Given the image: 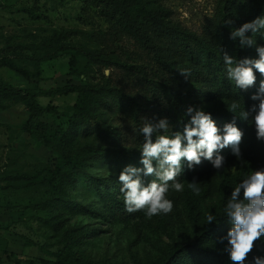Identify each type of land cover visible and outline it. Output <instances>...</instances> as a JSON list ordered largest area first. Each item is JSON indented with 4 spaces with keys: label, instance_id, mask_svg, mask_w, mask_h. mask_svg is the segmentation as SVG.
<instances>
[{
    "label": "trees",
    "instance_id": "trees-1",
    "mask_svg": "<svg viewBox=\"0 0 264 264\" xmlns=\"http://www.w3.org/2000/svg\"><path fill=\"white\" fill-rule=\"evenodd\" d=\"M107 15L116 18L123 29L132 38L133 47L124 44L99 48L79 47L77 54L70 57V69L78 72L79 56L86 60L88 69L96 67L107 69L110 73L96 81H80L43 91L40 87L25 88L0 81V101L18 100L29 111L23 125V131L33 138L38 145L51 152V161L43 164L42 169L30 173H8L0 179L6 183L0 188H25L38 183L45 184L49 195L44 202L35 204L38 208H50L52 213L44 222L50 225L62 238L63 248L58 252V259L43 264H122L110 261H95L87 257L77 246L90 230L66 227L59 214L80 207L74 200L72 191L78 187L81 178L99 190L102 195L103 210L99 206L86 209L88 212L120 222L137 220L146 222L156 229H162L168 217L180 201L197 222L193 239L183 243H171L160 248L154 257L144 264H232L225 251L227 240L221 241L231 228L230 219L224 209L232 190L248 175L264 168V140H258L251 113L247 120L240 118L241 113L250 110L253 104L251 96L255 94L264 80L256 73L253 87L243 90L227 78L221 48L230 56L241 60L257 59L254 47L241 48L239 40L230 39L231 28L225 21L231 19L232 27L238 28L245 22L264 16V0H219L214 17L207 20L202 31H194L179 21H172L163 16V11L151 5L149 0H100ZM68 34V33H62ZM248 35H251L249 33ZM61 36V33H60ZM258 45L264 46V30L254 34ZM59 40L58 36L48 37L46 45L50 49L34 55H21V60L31 59L40 63L56 57L66 49L63 45L53 47L51 43ZM0 66H8L29 78H38L39 70L32 72L12 55L0 57ZM187 70V79L180 71ZM115 71L126 78L123 83L113 78ZM76 94V99L69 112H62L54 104L43 106L38 97L42 95ZM236 102L239 107L235 113L228 111ZM189 106L203 108L211 114L217 126L223 129L226 123L235 120L236 126L243 132L239 145L240 157L228 147L219 152L225 157L224 167L215 169L211 162L202 160L192 169L184 162L183 172L177 180L184 185V190L176 192L169 188L167 198L173 202V209L168 214L154 215L150 219L143 210L129 213L125 210L120 172L128 165L142 168L140 163L144 136L140 128L146 118L155 123L161 118L170 121L166 135L182 131L183 125L190 120L185 115ZM105 110L117 112V124L110 126L104 116ZM48 112L60 122L45 121L43 115ZM155 140V135L153 136ZM106 161L115 168L111 184L92 174L95 162ZM245 162L255 165L241 174L229 175L222 172L234 163ZM219 173L223 177L220 199L212 206L211 214L216 217L211 225L201 215L200 193L188 187L189 182H201L207 176ZM154 177L142 176L145 184ZM171 183V182H170ZM101 190V191H100ZM84 208V207H83ZM264 257V237L255 242L253 251L244 264H254V258ZM19 264V263H16Z\"/></svg>",
    "mask_w": 264,
    "mask_h": 264
},
{
    "label": "rangeland",
    "instance_id": "rangeland-1",
    "mask_svg": "<svg viewBox=\"0 0 264 264\" xmlns=\"http://www.w3.org/2000/svg\"><path fill=\"white\" fill-rule=\"evenodd\" d=\"M149 2L162 10L165 18L200 32L206 21L214 17L219 0ZM55 35L59 40L51 45L66 47L56 57L40 63L31 59L21 60L22 53L38 56L50 49L46 39ZM118 44L133 47L134 42L121 23L103 11L100 0H0V57L12 55L30 71L39 70L40 73L38 78L32 79L8 66H0L1 82L49 91L83 80L96 81L110 71L96 67L88 69L86 60L79 56L78 72L74 73L70 69V57L77 54V49L82 46L99 48ZM113 78L121 83L126 79L118 71L113 73ZM38 99L43 106L54 104L67 113L75 102L76 94L42 95ZM28 116V108L22 102L0 101V178L8 173L35 172L51 161V152L23 131ZM104 116L110 126L117 124L116 111L105 110ZM43 120L65 122L48 112L43 115ZM249 168L253 169L255 165L238 162L222 172L237 175ZM91 172L108 184L115 176V168L106 161L95 162ZM222 182V175L214 173L198 183L202 189L200 208L203 217L212 212V206L220 199ZM5 183L0 179V184ZM72 193L82 208L61 212L56 219L63 220L66 227L90 230L77 248L92 260L144 264L160 248L186 242L195 236L197 222L187 211L184 201L177 204L165 227L156 229L146 222H120L100 216L98 213L101 212L93 214L85 210L95 206L100 207L98 211L103 210L102 195L82 178ZM48 195L49 190L42 183L20 189L0 188V264H43V260L53 263L59 258L57 254L63 248L62 238L44 222L52 211L35 207Z\"/></svg>",
    "mask_w": 264,
    "mask_h": 264
},
{
    "label": "clouds",
    "instance_id": "clouds-1",
    "mask_svg": "<svg viewBox=\"0 0 264 264\" xmlns=\"http://www.w3.org/2000/svg\"><path fill=\"white\" fill-rule=\"evenodd\" d=\"M233 23L231 19L225 21V26L232 29L230 39H238L241 48L254 47L258 53L257 59L246 57L237 60L221 48L227 78L237 88L247 90L255 85L257 72L264 76V46L258 45L253 38L254 34L264 30V16L245 22L238 28L232 27ZM180 74L186 79L189 75L187 70L180 71ZM251 99L259 103L253 104L248 111L244 110L240 118L247 120L251 113H255L252 121L256 137L264 140V80ZM238 107V103L233 102L228 111L235 113ZM185 115L190 120L183 125L182 131H175L171 136L164 134L170 126L167 118H161L155 123L143 118L144 123L140 128V134L144 136L140 150V163L143 167L128 165L118 177L127 212L143 210L149 219L154 215L170 213L173 202L167 198V193L169 188L176 192L184 190V185L177 180L183 172L184 162L192 169L201 164L202 160H207L215 169L220 170L225 164V157L219 155L221 150L231 147L233 154L240 157L239 145L244 134L236 126L235 120L226 123L221 130L211 114L203 108L189 106ZM142 176L154 179L145 184ZM188 187L197 194L200 191L195 180L189 182ZM224 213L232 226L221 241L227 240L225 251L232 264H244L255 242L264 237V168L252 171L232 190ZM206 221L211 225L216 217L210 213ZM254 264H264V257H255Z\"/></svg>",
    "mask_w": 264,
    "mask_h": 264
},
{
    "label": "water",
    "instance_id": "water-1",
    "mask_svg": "<svg viewBox=\"0 0 264 264\" xmlns=\"http://www.w3.org/2000/svg\"><path fill=\"white\" fill-rule=\"evenodd\" d=\"M108 72V70H106Z\"/></svg>",
    "mask_w": 264,
    "mask_h": 264
}]
</instances>
